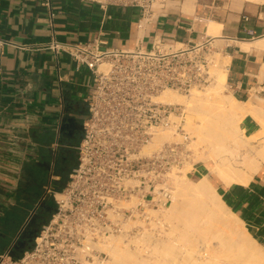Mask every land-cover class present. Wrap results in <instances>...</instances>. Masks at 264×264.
I'll use <instances>...</instances> for the list:
<instances>
[{
  "label": "crops",
  "instance_id": "1",
  "mask_svg": "<svg viewBox=\"0 0 264 264\" xmlns=\"http://www.w3.org/2000/svg\"><path fill=\"white\" fill-rule=\"evenodd\" d=\"M105 1L51 0L46 7L44 0H0V242L10 238L0 255L11 248L43 196L29 207L34 191L24 184L26 166L42 159L46 143L53 142L54 155L67 98L70 106L86 109L92 85H87L91 74L86 67L77 68L67 54L42 49L53 36L72 44L100 37L116 49L133 48L141 40L149 47L162 37L186 46L210 41L214 51L219 49L231 58L228 80L238 100L246 101L252 91L259 94L264 88V48L256 46L264 38V4L196 0L191 11L185 12L182 0L175 7L154 10L148 21L136 8L102 7ZM209 21L222 25L219 35H208ZM241 128L249 136L259 130L251 117L243 120ZM205 172L204 165L196 164L189 175L199 179ZM218 189L228 207L264 241V166L249 185ZM20 216L22 221L11 229L12 219Z\"/></svg>",
  "mask_w": 264,
  "mask_h": 264
},
{
  "label": "built area",
  "instance_id": "2",
  "mask_svg": "<svg viewBox=\"0 0 264 264\" xmlns=\"http://www.w3.org/2000/svg\"><path fill=\"white\" fill-rule=\"evenodd\" d=\"M164 1L106 0L101 5L136 8L151 21L155 4ZM44 5L50 7L51 0ZM42 49L67 54L77 68L86 67L92 85L82 137L74 148L77 163L61 191L48 189L54 213L40 227L32 248L19 259L10 250L5 257L8 264H105L107 253L94 245L122 233L136 235L137 221L150 224L149 210L171 204L170 174L188 164L193 152L184 130V107L158 97L167 90L187 95L210 85L215 48L210 41L186 46L162 37L149 47L141 40L133 48L116 49L100 37L72 44L53 36ZM169 127L181 134L182 142L145 155L156 130ZM128 225L132 227L125 231Z\"/></svg>",
  "mask_w": 264,
  "mask_h": 264
},
{
  "label": "bare ground",
  "instance_id": "3",
  "mask_svg": "<svg viewBox=\"0 0 264 264\" xmlns=\"http://www.w3.org/2000/svg\"><path fill=\"white\" fill-rule=\"evenodd\" d=\"M247 1L264 4V0ZM195 3L196 0H184L183 11L190 12ZM221 28V24L209 21L208 35H219ZM256 46L264 48V38ZM219 55L212 62L213 82L209 86L194 88L188 95L167 90L158 97L161 102L184 107L189 147L192 146L196 161L207 165V173L191 180L192 169L187 164L173 170L169 206L149 210L150 224L137 221L140 230L136 235L122 233L94 245L108 254L105 264H174L169 251L175 249L187 255L185 264H264V247L213 185V180H219L224 186H247L263 169L264 99L255 91L246 101L226 94L231 58ZM246 117L259 126L256 134L246 135L241 128ZM182 140L174 127L157 129L143 153L150 155L164 144ZM131 227L128 225L125 231ZM158 230L163 236L153 245L151 239ZM211 239L218 242L211 243Z\"/></svg>",
  "mask_w": 264,
  "mask_h": 264
},
{
  "label": "trees",
  "instance_id": "4",
  "mask_svg": "<svg viewBox=\"0 0 264 264\" xmlns=\"http://www.w3.org/2000/svg\"><path fill=\"white\" fill-rule=\"evenodd\" d=\"M81 137L78 139L75 145H73V149L72 151H70V153L67 152L65 154L57 155L55 161H53L54 151L51 148V144L53 142L44 144V153L42 155V159L38 163H29L28 166H26V179L24 184L34 191V193L30 195L32 196V198H30L28 202V205L29 207H31V209L37 203L38 199L41 198L42 195H44L45 187L48 184L49 176L52 169H54V175L60 177L59 180L54 181V190L61 191L65 187L69 174L77 163V153L74 148L79 145ZM65 162H68V170L62 173L61 167L65 165ZM47 200V205L50 207V211L46 213L41 226L49 221L56 209L54 197L51 196V198H47ZM37 235H33L31 237V245L25 248L22 252H20V254H13L10 250V255L13 257V259H19L26 250L32 248Z\"/></svg>",
  "mask_w": 264,
  "mask_h": 264
},
{
  "label": "flooded vegetation",
  "instance_id": "5",
  "mask_svg": "<svg viewBox=\"0 0 264 264\" xmlns=\"http://www.w3.org/2000/svg\"><path fill=\"white\" fill-rule=\"evenodd\" d=\"M86 109L82 106H66V115L63 118L64 122L61 124L60 133L58 134L57 139V148L55 153L56 156L60 154H65L67 152L70 153L73 149V145L78 141V139L82 136V132L78 130V126L82 125V118L85 115ZM74 119V120H73ZM62 173L68 170V162H65V165L61 167ZM60 170V171H61ZM60 177H58V180ZM47 197L45 200L39 205L37 211L30 217L28 223L26 224V220L24 223V228L18 236L17 241L12 246L13 254H20L25 248L31 245V237L36 231L37 225L43 223L46 213L50 211V207L47 205ZM29 218V217H28Z\"/></svg>",
  "mask_w": 264,
  "mask_h": 264
},
{
  "label": "rangeland",
  "instance_id": "6",
  "mask_svg": "<svg viewBox=\"0 0 264 264\" xmlns=\"http://www.w3.org/2000/svg\"><path fill=\"white\" fill-rule=\"evenodd\" d=\"M182 0H165L164 1V3H156L155 4V6H154V10L155 11H158V9H162V7H163V5H167V7H175L176 5H178V3H180ZM175 5V6H174ZM164 8H165V6H164ZM220 54L219 56H225L219 49H217V50H213L212 51V60H214V58H216L217 56H218V54ZM91 82H92V77H91V75L90 76H88V78H87V85L89 86L90 84H91ZM212 82H213V80H212ZM211 82V83H212ZM87 85H86V88H85V91H84V94L86 95V92H87ZM209 86V85H208ZM207 87V86H206ZM206 87H203V88H199V89H204V88H206ZM259 91V94L257 93V95L259 96V97H261V98H263L264 99V88L263 89H259L258 90ZM261 92V93H260ZM225 93L226 94H230V93H232V90L230 89V86H229V80H228V78H227V85H226V89H225ZM233 94V93H232ZM183 95H185V94H183ZM188 95V94H187ZM258 128H259V126H258ZM56 149H58L57 147H56V145L54 146ZM191 150H192V157H191V160H190V162L186 165V167L188 166V167H190L191 169H192V167H193V165H195V164H198V165H204L205 167H206V169H207V165L206 164H204V163H199V162H197L196 161V159H195V156H194V151H193V149H192V146L191 147H189ZM56 158V153H54V155H53V159H55ZM53 161H55V160H53ZM54 167V166H53ZM53 173V180H52V185H51V190L52 191H55L54 189H55V186H54V181L55 180H58V177L57 176H55L54 175V169H52V171H51V173H50V176H51V174ZM206 173V172H205ZM50 176H49V180H50ZM189 177H190V179L191 180H197V177L196 176H192V174H190L189 175ZM49 182L50 181H48V184H47V186L45 187V192H44V195L47 197V198H51V196H52V194H50V193H48V189L50 188V185H49ZM213 185H214V187L216 188V190H217V192H219V186H221V185H223L219 180H213ZM43 197V196H42ZM24 217V216H23ZM23 217L22 216H20V217H16L15 219H12V218H9V221L12 219V225H11V229H12V227L13 228H15L19 223H20V221H22V219H23ZM15 222V224L13 225V223ZM246 227V226H245ZM246 229H248V232L264 247V241L263 240H259L258 238H257V235H255V233L249 228V227H246ZM20 230H21V228H20ZM19 233H20V231H19ZM19 233H18V235H19ZM18 235L16 236V239L14 240V242H13V244L15 243V241H17V239H18ZM162 236H163V233H160V231L158 230V231H156V232H154V235H153V237H152V239H151V243L153 244V245H155L157 242H158V240L159 239H162ZM4 241H1L0 242V248H2V246H5L6 244H8L9 242H10V238H8L7 237V239H3ZM215 242H218L216 239H211V243H215ZM13 244H12V246H13ZM11 246V247H12ZM212 246H214V245H212ZM1 250V249H0ZM9 251V250H8ZM7 251V252H8ZM170 252V256L169 257H172V259H174V264H185V260H186V257H187V255L186 254H184L183 253V251L182 250H177V249H175V250H170L169 251ZM107 256H108V254H107ZM108 259H109V257H108ZM0 263H4V264H8L9 263V259L8 258H6L5 257V253L4 254H2V255H0ZM172 264V263H171Z\"/></svg>",
  "mask_w": 264,
  "mask_h": 264
},
{
  "label": "water",
  "instance_id": "7",
  "mask_svg": "<svg viewBox=\"0 0 264 264\" xmlns=\"http://www.w3.org/2000/svg\"><path fill=\"white\" fill-rule=\"evenodd\" d=\"M70 102H71V100L69 99V98H67V100H66V103H67V105L68 106H70ZM64 118V117H63ZM61 119V122H60V125H59V128H58V134L60 133V128H61V124L64 122V119ZM74 120V119H73ZM78 130H80L81 132L83 131V126L82 125H80V126H78ZM55 160V159H54ZM53 173L51 174V176H50V182H49V185L51 186L52 185V180H53ZM45 198H46V196L45 195H43V197L40 199V201L36 204V206H35V208L33 209V211H32V213L30 214V216H29V218H28V220L26 221V224L28 223V221H29V219H30V217L37 211V209H38V207H39V205L45 200ZM25 224V225H26ZM24 225V226H25ZM24 226H23V228H24ZM23 228H22V230H23ZM21 230V231H22ZM39 230H40V225H37V227H36V231L34 232V234L33 235H37V233L39 232ZM21 231H20V233H21ZM19 233V234H20ZM19 236V235H18ZM31 241H32V238H31ZM16 242V241H15ZM15 244V243H14ZM13 244V245H14ZM12 249V247L9 249V250H11Z\"/></svg>",
  "mask_w": 264,
  "mask_h": 264
}]
</instances>
